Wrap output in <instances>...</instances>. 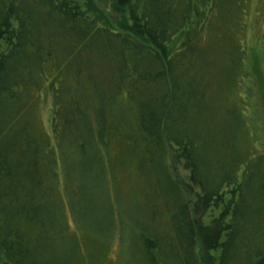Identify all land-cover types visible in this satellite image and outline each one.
I'll return each instance as SVG.
<instances>
[{
	"label": "trees",
	"instance_id": "trees-1",
	"mask_svg": "<svg viewBox=\"0 0 264 264\" xmlns=\"http://www.w3.org/2000/svg\"><path fill=\"white\" fill-rule=\"evenodd\" d=\"M96 1L119 28L79 0H0L4 264H98L112 241L116 264H264L247 0Z\"/></svg>",
	"mask_w": 264,
	"mask_h": 264
},
{
	"label": "rangeland",
	"instance_id": "rangeland-1",
	"mask_svg": "<svg viewBox=\"0 0 264 264\" xmlns=\"http://www.w3.org/2000/svg\"><path fill=\"white\" fill-rule=\"evenodd\" d=\"M79 3L84 8H87L90 12L95 14L98 20L119 28V26L109 18L107 12L99 6L96 0H79ZM244 21H246V26L242 37L240 34H237L236 37L237 39L239 37L242 41V44L246 47L245 64L248 70V79L245 81V90L248 96L247 114L252 123V128H254V134L256 139L258 140V146L264 148V60L262 59L261 52V50L264 49V0H247ZM39 118L40 122L45 125L46 129L49 130L47 115L44 113H40ZM169 163L177 182L184 190L188 200L190 201V204L192 205L195 192L190 185L187 171L182 168L181 164L176 159H174L171 154L169 156ZM120 186L121 188L123 187L127 189L130 185L126 183V180H124L122 183H120ZM102 194H104V197L110 198L109 203L110 205L112 204L113 208L114 205H117V198L115 193L109 194L108 192L106 193L104 191ZM80 197L83 200V195H80ZM68 199L69 198L67 196L66 200H64V205L67 211L73 208L70 200ZM100 201H102V199L99 198V196L96 197L94 195H91L89 197V202L95 205L92 207H96L97 209L101 208ZM110 208L112 207L110 206ZM77 227L80 228H78L77 230L78 239L84 243L85 240L89 237L88 231L81 221L80 226ZM104 228H106V226ZM100 236L105 237V232L102 234L100 233ZM96 240V244L104 247L102 245L103 238H96ZM37 242V240H35V243L32 241V246H36ZM111 245L109 244L108 246V248L110 249L106 253V256L105 253L102 255L103 257H105L104 260L98 261V264H116L117 244L115 242L113 243L112 241ZM42 249L45 252V256L50 253L47 246L42 247ZM4 263L5 260L0 255V264Z\"/></svg>",
	"mask_w": 264,
	"mask_h": 264
}]
</instances>
